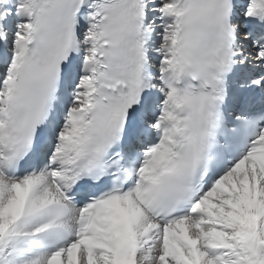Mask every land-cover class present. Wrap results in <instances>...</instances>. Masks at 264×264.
Wrapping results in <instances>:
<instances>
[{"label":"snow or ice","instance_id":"obj_1","mask_svg":"<svg viewBox=\"0 0 264 264\" xmlns=\"http://www.w3.org/2000/svg\"><path fill=\"white\" fill-rule=\"evenodd\" d=\"M0 264H264V0H0Z\"/></svg>","mask_w":264,"mask_h":264}]
</instances>
